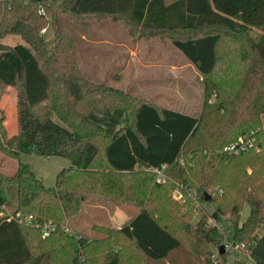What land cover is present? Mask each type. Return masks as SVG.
I'll return each mask as SVG.
<instances>
[{
	"label": "trees",
	"instance_id": "trees-1",
	"mask_svg": "<svg viewBox=\"0 0 264 264\" xmlns=\"http://www.w3.org/2000/svg\"><path fill=\"white\" fill-rule=\"evenodd\" d=\"M87 18L119 21L132 36L138 29V36L145 31L169 38L203 76L201 113L185 114L86 79L63 20L82 24ZM43 28L51 29L50 41ZM6 35L24 44L2 43ZM232 62L245 70L231 68L220 78L218 67ZM222 79L244 80L243 89L256 93L242 105L238 90L219 113L209 100L220 96ZM7 88L16 90L17 131L8 134L0 106V153L18 163L12 174L0 168V264H199L156 210L155 191L173 187L167 177L183 196L176 205L181 210L173 207L172 214L184 234L216 244L226 212L234 223L231 246L264 264V182L248 172L260 162L264 181V0H0V101ZM251 130L260 148L225 163L223 147ZM21 154L60 156L70 165L47 187L19 161ZM224 166L238 177L232 190ZM191 188L196 198L209 195L206 201L216 203L211 213L201 211L209 218L202 214L195 224L191 213L200 208ZM87 199L139 211L119 228L92 224L96 235L86 238L68 231L64 221ZM245 204L250 212L239 224ZM17 214L50 220L56 228L43 236L40 227L8 220Z\"/></svg>",
	"mask_w": 264,
	"mask_h": 264
},
{
	"label": "rangeland",
	"instance_id": "rangeland-1",
	"mask_svg": "<svg viewBox=\"0 0 264 264\" xmlns=\"http://www.w3.org/2000/svg\"><path fill=\"white\" fill-rule=\"evenodd\" d=\"M63 26L73 39L75 59L80 67L81 73L86 79L96 85L120 88L140 100L151 101L159 106L185 114L198 116L201 113L204 98L203 76L192 66H187L188 60L180 50L171 44L169 38H164L163 36H152L151 38L147 36L148 34L145 31H140L143 34L138 36V29H136L134 36H132L121 22L112 20L111 18H87L82 24L64 19ZM40 33L46 41L51 40L52 31L50 28L45 32L40 31ZM1 42L10 45L17 43L24 44L17 35H6L1 38ZM127 47L133 51L130 54L132 60H130L129 65H127L125 57V51L128 54L130 53ZM161 61H166L164 63L166 67H161V69L153 68L155 70H153V74L148 65L157 63L164 65ZM132 63L134 65H131ZM183 63L184 67L180 68ZM233 63L226 67L224 65L219 66L217 75L222 78L224 77V73H228L231 68L239 72L245 70V67L242 65L232 66ZM173 65L179 67L174 72L172 71L174 69L172 67ZM146 67H148V71ZM130 74H134V77ZM243 81L217 80L220 96L218 98H215V95L212 96L209 102L214 105V108L218 109L219 113L224 112L221 107H224L227 102L235 99L234 97L238 90L239 94L243 96L241 99L242 105L247 103L248 97L255 95V89L250 92L251 94L248 93L247 89H243ZM15 93V88H7L0 101V106L5 111L6 119V110L9 109L13 114V120L11 121V114L10 112L8 113L6 125L8 134L17 131L15 121L16 109L14 110V102L16 101ZM231 106H235V104ZM212 152L214 154L218 153L217 149ZM207 157H209V154ZM226 158L227 161L225 163H230L234 159V155L226 154ZM19 161L28 164L36 177L41 179L47 187L54 186L57 173L62 168L70 165V161L67 158L54 155L42 157L21 154ZM17 163V160L5 157L0 153V168L3 172L12 174L17 168ZM259 165L260 162H257L255 164L257 168L249 167L248 172L256 179L264 182L261 175L258 174ZM224 173L226 181L230 182L229 190H232L238 185V182L234 179L238 177L234 176L230 166H224ZM167 179L174 183L173 187L168 184V187L155 191L154 196L158 205V209L156 208V210L166 223H170V228L175 229L177 234L181 236L184 242L183 245L193 253V256L199 264H218L222 261H224V264H233L237 259H245L246 264H254L252 260L245 256V251L241 252L235 246H231L234 223L232 219L230 220L231 217L226 212L221 215L222 222L217 223V231L221 235V239L216 244L207 242L200 237L184 234L172 214V208H177V203H184V200L176 198L174 193L178 183L171 180L170 177H167ZM191 189L195 196V198L191 199L194 201L196 207L200 208L199 212L191 213V223L195 224L199 221V217H202L204 210L210 213L214 211L216 209V203L213 200L203 201L196 198L195 188ZM209 191L211 189L207 192ZM180 194L182 195L181 192ZM212 195L214 194L212 193ZM177 209L179 211L181 210V208ZM119 211L125 212L132 217L139 211V206L132 204L114 205L89 199L80 200L73 206L72 210L67 212L64 224L76 235L92 238L96 235L91 230L92 224L98 223L99 225L117 228L118 225L116 223L119 220L116 215L119 214ZM201 211L203 212L201 213ZM249 212L250 207L248 204H245L239 216V224L245 220ZM203 215L209 218V215ZM208 220L211 222L210 219ZM115 221L117 222L115 223ZM205 227L204 229L207 230ZM261 232L262 230L259 229L258 233L260 234ZM221 245L225 246L226 253L219 257L218 248Z\"/></svg>",
	"mask_w": 264,
	"mask_h": 264
},
{
	"label": "built area",
	"instance_id": "built-area-1",
	"mask_svg": "<svg viewBox=\"0 0 264 264\" xmlns=\"http://www.w3.org/2000/svg\"><path fill=\"white\" fill-rule=\"evenodd\" d=\"M41 14H43L42 11H41ZM45 31H46V28L41 29V32H45ZM260 127L261 129L264 130V118L262 119V123ZM256 131L257 130H251L249 133L239 136L235 141L224 146L222 151L228 155H239L240 153H243L250 149L258 150L260 146L257 144ZM157 173H158L157 179H156L157 182L163 181L164 180L163 172L161 170H157ZM179 191L180 190L176 188L174 192L176 195V198H178L179 200H183V197ZM2 215H3V212L0 209V216ZM11 218L15 219L21 225H33L36 227H40L43 236H49L50 233L56 228V223L50 220L39 223L35 220V218L32 215H20V214H17V216L11 215L8 218V220ZM67 230L69 231V229Z\"/></svg>",
	"mask_w": 264,
	"mask_h": 264
},
{
	"label": "crops",
	"instance_id": "crops-1",
	"mask_svg": "<svg viewBox=\"0 0 264 264\" xmlns=\"http://www.w3.org/2000/svg\"><path fill=\"white\" fill-rule=\"evenodd\" d=\"M123 44V43H122ZM127 49H128V51L130 52L129 54H128V52H126L125 51V57H126V63H127V65H129V63H130V60H132V58H130V54H132V50H129V47H127ZM162 62V64H164V63H166V61H161ZM135 63V62H134ZM134 63H132L131 65H134ZM121 66H123V64H121ZM136 66V65H135ZM159 66V67H158ZM187 66H192L193 68H195L191 63H187ZM148 67L151 69V71L153 72V68H160L161 69V67H166L165 66V64L164 65H161V63H157V64H151V65H148ZM148 67H146L147 68V71H148ZM174 69H172V71L174 72V71H176V69H178L179 67L177 66V65H173L172 66ZM181 67H184V63L183 64H181V66H180V68ZM155 71V70H154ZM197 71V70H196ZM125 72V71H124ZM128 72V71H127ZM130 72V71H129ZM153 74H154V72H153ZM175 74V73H174ZM131 75V74H130ZM131 76H133L134 77V74H132ZM4 100H5V97H4ZM8 103V102H7ZM14 105H15V102H14ZM14 110H15V106H14ZM10 112V114H11V121L13 120V118H12V113H11V111L8 109V110H6V113H7V119H6V125H7V120H8V113ZM15 121H16V118H15ZM13 128H14V126H13ZM15 131V130H14ZM137 214V212L132 216V217H130L129 216V214H126L125 212H122V211H119V214H117L116 215V217H117V219L119 220L118 221V223H116L117 221H115V223L118 225L117 226V228H119V227H121L122 225H124V224H127L135 215ZM128 217H130V218H128Z\"/></svg>",
	"mask_w": 264,
	"mask_h": 264
},
{
	"label": "water",
	"instance_id": "water-1",
	"mask_svg": "<svg viewBox=\"0 0 264 264\" xmlns=\"http://www.w3.org/2000/svg\"><path fill=\"white\" fill-rule=\"evenodd\" d=\"M204 199H205V200H208V199H210V196L207 195V196H205ZM224 252H225V246H224V245L219 246V248H218V253H219V254H223Z\"/></svg>",
	"mask_w": 264,
	"mask_h": 264
}]
</instances>
